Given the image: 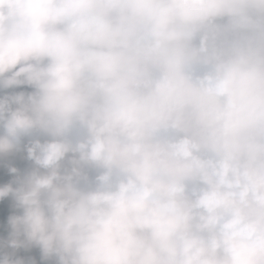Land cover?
Wrapping results in <instances>:
<instances>
[{"label":"clouds","instance_id":"9594fccd","mask_svg":"<svg viewBox=\"0 0 264 264\" xmlns=\"http://www.w3.org/2000/svg\"><path fill=\"white\" fill-rule=\"evenodd\" d=\"M0 264H264V0H0Z\"/></svg>","mask_w":264,"mask_h":264}]
</instances>
